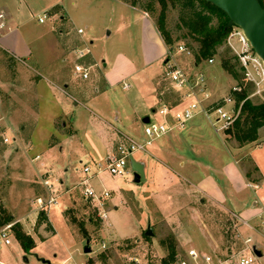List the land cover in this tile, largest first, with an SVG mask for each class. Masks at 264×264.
Masks as SVG:
<instances>
[{
	"label": "crops",
	"instance_id": "0c3cea01",
	"mask_svg": "<svg viewBox=\"0 0 264 264\" xmlns=\"http://www.w3.org/2000/svg\"><path fill=\"white\" fill-rule=\"evenodd\" d=\"M103 1L111 2L109 19L112 16L116 29L122 27L124 42L105 56L98 57L89 47L93 40H89L90 52L82 61L90 63V73L87 79H81L73 73V64L77 61L74 49L76 43L83 45L86 40L84 31L77 32L82 28L76 24L73 7H66V0H0V12L4 14L0 20L3 23L0 55L8 58L6 68L14 73V79L10 80L3 79L0 74V134L3 140L7 138L4 142H10V146L2 145L3 152H8L9 156L11 147L15 146L13 151L19 153L18 158L36 156L32 164L41 174L53 166L55 157L62 155L65 146L70 158L83 149L84 159L95 164L98 161L103 163L124 136L138 142L144 140V117L160 118L154 112L163 104L173 112L191 100L184 97V92L188 91L185 89L174 90V97L168 93L166 86L171 88L170 84L163 79L167 48L148 14L121 0ZM76 3L71 0L69 5L76 6ZM41 12L47 16L41 22L38 20L41 25L36 21L40 27L28 25ZM131 25L136 26L134 33L130 31ZM111 33L109 30L106 35ZM194 65V71L189 73L191 79L198 70ZM208 90L212 99L218 98L211 87ZM168 120L171 121L170 115ZM213 126L209 117L198 113L183 129L173 128L155 139L149 145L150 150L146 148L144 151L154 159L148 167L149 176L153 179L159 171L175 179L173 173L179 172L190 185L189 190L200 195L198 200L201 203H216L243 223L241 229L250 238V245L262 252L260 257L255 255L251 264H264V234L261 232L264 219V126L258 129L255 141L242 146L231 145L224 133L220 135L221 131L214 129V133L210 130ZM8 131L13 134L12 141L5 136ZM22 135L27 136L28 147H22L19 152L16 146ZM205 152L209 153V161L201 157ZM132 158L144 164L146 180L145 161ZM95 184L102 187L105 182ZM69 190L66 188L65 193ZM118 195L116 191L108 203L119 200ZM70 202L69 199L58 212L71 240L76 233L72 232L62 214ZM29 216L35 221L37 213L32 211ZM47 216L52 224L49 211ZM105 223L110 224L108 219ZM52 227L54 232L47 237L40 239L37 236L36 239L32 236L35 245L29 252L24 251L25 263L28 254H33L38 261L41 258L49 260L51 264L83 263L71 260L66 242L61 241V250H57L59 261L55 263L35 251L37 241L46 242L57 235L53 224ZM193 248L211 253L207 247ZM57 254L54 253V257Z\"/></svg>",
	"mask_w": 264,
	"mask_h": 264
},
{
	"label": "rangeland",
	"instance_id": "374dc122",
	"mask_svg": "<svg viewBox=\"0 0 264 264\" xmlns=\"http://www.w3.org/2000/svg\"><path fill=\"white\" fill-rule=\"evenodd\" d=\"M70 1L66 0V7L68 9L73 7L72 14L76 18V24L84 31L86 40L84 43L87 44L89 40H93V43L88 44L95 55L105 56L124 42L125 35L122 27L117 26L116 29L112 16L109 19L111 2L107 4L102 0H76V6H70ZM148 1L150 0H142V3ZM154 1L156 12L148 13V16L155 24L161 6L156 0ZM39 16L42 17L43 13L41 12ZM39 16L32 19L28 25L40 27L36 24L37 21L41 25L38 22ZM46 16L47 14L44 18ZM178 22V8L169 4L166 10V24L174 38L180 37L184 30L177 29ZM119 23L120 20L118 25ZM135 28V25H131L130 31L134 33ZM109 30H112L110 36L106 35ZM230 30L231 27H229ZM62 37L61 35L60 38ZM178 45H183L190 51L189 56L185 52L175 54L178 64L188 75L194 71V64H196L198 70L195 72L201 71L205 75L204 89L211 87L219 95L215 99L221 98L224 94H231V87L239 85L245 89L246 97L252 103H264V92L261 95H253L255 92L253 85L245 81L239 68L237 55L230 47L227 37L218 47L217 54L210 57L213 59L211 63L208 62L209 58L202 59L199 64L196 63L194 52L198 45L190 37L178 38L173 44L172 51L177 50ZM81 46L80 42L75 45L76 48ZM7 60L6 56L0 55L1 77L14 79L12 70L8 72L6 68ZM225 60L232 65L237 78L234 79L233 75L223 68ZM166 87L168 93L174 97V90L168 85ZM187 89L188 87H185V90ZM234 106L235 103L230 105V107ZM209 118L213 122V119ZM214 129L216 130L215 124L212 128L210 127V130L215 133ZM225 130L219 132L220 135ZM6 135L12 141V132L8 131ZM18 140L19 145L16 147L19 148L17 151L21 152L22 147H28V139L26 135H22ZM226 140L229 142L231 140L230 144L233 146L238 145L233 138H226ZM8 143L10 142H4L0 134V231L17 222L25 232L36 239L37 236L42 239L51 234L45 230L44 225L38 224L37 218L33 221L29 215L33 211L38 216L40 204L36 201L39 199L46 201L50 195V189L53 188L56 202L46 210V213L48 214L49 211L50 220L57 235L48 238L46 242L37 241L35 249L39 254L52 259L53 263L59 261L61 241L68 244L66 245L71 251V260L83 261V264H164L171 260V248H174L176 257L177 255L184 257L187 250L193 247H207L211 253L220 254L240 252L247 246L250 247V242H246L248 235L241 229L243 223L216 203H201L198 200L200 195H194V192L189 190L190 185L182 179L179 172L176 175L173 173L175 179H172L157 171L152 179L151 175L149 176L148 167L153 164L154 159L144 151H137L132 157L145 161L148 176L146 180L135 183L132 180V173L127 176L113 177L106 171H103L101 175H94L91 179L90 185L97 191L103 188L112 189L113 197L116 191L119 192V200L115 202L110 200L108 203L110 224H107L106 221L102 222L99 219L93 201L84 197L79 184L86 177L83 172L84 164L96 163L84 159L83 149L76 151V156L70 158V153H67L65 146L62 155H55L53 166L41 174L36 172L32 164L36 156L31 158L30 155H24L18 158L19 153L15 154L13 151L15 146L11 147V154L7 156L8 152H3L2 145L10 146ZM147 150H150V146H147ZM201 157L207 161L210 160L207 152ZM25 160H28L27 163ZM45 179L51 183L50 189L43 185ZM166 179L168 181H165ZM99 181L105 182L104 186L98 187L95 184L96 182L100 185ZM66 188L70 190L65 193ZM69 199L71 202L62 214L72 232L76 233L71 240L70 232L64 224L61 213L58 212ZM114 205L116 208L113 207ZM7 215H12L11 223L3 222ZM148 227L152 235L145 233ZM5 231L10 244L2 243L0 246V264H47L38 261L33 254L27 255L28 262L25 263L24 250L14 238L12 229L7 228ZM0 240H3L1 236ZM87 243L91 252L84 253L83 248ZM57 250H59L58 254ZM54 253L57 257H54Z\"/></svg>",
	"mask_w": 264,
	"mask_h": 264
},
{
	"label": "built area",
	"instance_id": "2783aa9c",
	"mask_svg": "<svg viewBox=\"0 0 264 264\" xmlns=\"http://www.w3.org/2000/svg\"><path fill=\"white\" fill-rule=\"evenodd\" d=\"M45 15L46 13H43V16L39 17L38 20L40 22L43 21ZM3 17L4 14L0 12V20ZM2 26L3 23L0 22V28ZM77 32L82 33L83 29L79 28ZM227 41L237 55L239 68L245 81L253 85L255 89L253 95H261L264 92V61L254 52L247 37L239 27H231L227 35ZM89 52L88 43H84L81 47L74 49L77 61L73 64V73L78 78L87 79L89 77L91 66L82 61ZM184 52L188 56L190 55V51L183 45H178L177 50L167 51L164 61L163 79L175 91H183L185 87H188V91L184 92V97L191 99L190 102L182 109L173 112H171L170 107L163 104L154 112L160 118L150 117L148 122L143 123V134L145 136L143 141L138 142L131 137L124 136L122 142L117 144L114 153L107 155L103 163H97L93 167L90 164L83 166V172L86 174V177L79 184L82 187L84 197L87 200L93 201L97 216L102 222L108 219V200L112 197L113 190L106 188H103L101 191L95 190L90 185L91 178L94 175H99L102 171H107L108 174L118 177L129 175L132 173L129 160L134 152L138 150L145 151L147 146L155 139L173 128L183 129L187 122L198 113L211 117L213 124L216 126V131L228 129L239 116L243 101L238 106L230 107V105L235 103L233 93L240 92L242 88L239 85L232 86L231 94H227L219 99H212L209 90H205L203 87L205 76L203 72L199 71L195 73L191 79L190 75L178 64L175 54ZM212 61V58L208 59L209 63ZM124 86L127 85L124 83ZM169 115L171 121L168 120ZM4 141H7V138H4ZM43 185L49 189L52 187L48 179L43 181ZM36 202H39L40 210L46 211L49 209L56 202L54 189H50V195L46 201L43 202L39 199ZM11 225L0 231V236L3 239L0 240V246L2 243L10 244V239L7 238L5 230L10 228ZM261 232L264 234V219L261 221ZM246 242H250V238H246ZM255 258L256 256L252 251L251 245L240 252L226 254L204 253L195 248H190L184 257H178L177 255L176 260L169 264H251Z\"/></svg>",
	"mask_w": 264,
	"mask_h": 264
},
{
	"label": "trees",
	"instance_id": "16d2710c",
	"mask_svg": "<svg viewBox=\"0 0 264 264\" xmlns=\"http://www.w3.org/2000/svg\"><path fill=\"white\" fill-rule=\"evenodd\" d=\"M131 6H136L142 11L148 13L156 12L155 1L150 0L147 3H142V0H121ZM161 7L155 21V27L159 33L167 51H172L173 44L181 37H190L197 43V49L194 52L196 63L202 59H208L217 54L218 47L222 45L228 35L229 28H226L228 17L226 14L217 8L212 3L206 0H156ZM264 6L263 0H259ZM171 4L178 8L179 22L177 29H184L180 37L174 38L166 24V10ZM149 15V14H148ZM223 68L237 78L232 65L228 60H225ZM235 106H238L241 101V109L239 116L233 124L224 131L226 138H233L238 145L242 146L258 137V129L264 126V103L255 104L246 98V91L242 89L240 92L233 93ZM12 215H7L4 218V223H11ZM39 225H44L47 232L53 233V227L48 219L47 213L40 210L37 216ZM14 238L19 242L25 252H29L35 245L33 237L25 232L19 223H13L10 227ZM171 260L164 262L169 264L176 259L174 248H171Z\"/></svg>",
	"mask_w": 264,
	"mask_h": 264
},
{
	"label": "water",
	"instance_id": "95a60500",
	"mask_svg": "<svg viewBox=\"0 0 264 264\" xmlns=\"http://www.w3.org/2000/svg\"><path fill=\"white\" fill-rule=\"evenodd\" d=\"M228 17L226 28L237 26L247 37L254 52L264 61V6L259 0H206ZM146 116L143 122H148ZM130 167L132 170V180L140 183L145 180L144 164L130 157ZM147 235H152V231L148 227L145 231ZM84 253L91 252L88 243L83 248ZM253 253L260 257L262 252L255 246H252ZM41 262L51 264L49 260L40 259Z\"/></svg>",
	"mask_w": 264,
	"mask_h": 264
}]
</instances>
